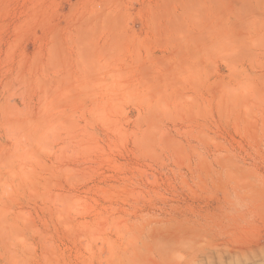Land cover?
<instances>
[{
  "label": "rangeland",
  "instance_id": "1",
  "mask_svg": "<svg viewBox=\"0 0 264 264\" xmlns=\"http://www.w3.org/2000/svg\"><path fill=\"white\" fill-rule=\"evenodd\" d=\"M0 264H264V0H0Z\"/></svg>",
  "mask_w": 264,
  "mask_h": 264
}]
</instances>
